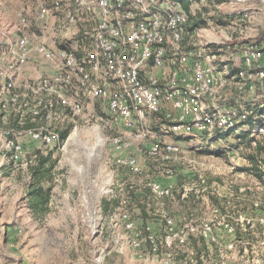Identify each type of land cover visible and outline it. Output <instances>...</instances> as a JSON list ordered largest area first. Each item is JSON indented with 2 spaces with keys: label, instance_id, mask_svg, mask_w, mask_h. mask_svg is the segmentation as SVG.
<instances>
[{
  "label": "rangeland",
  "instance_id": "rangeland-1",
  "mask_svg": "<svg viewBox=\"0 0 264 264\" xmlns=\"http://www.w3.org/2000/svg\"><path fill=\"white\" fill-rule=\"evenodd\" d=\"M263 1L190 0L188 28L254 40L264 33ZM21 2L30 21L37 0ZM50 17L46 41L74 36L59 15ZM6 29L17 34L13 9L0 11ZM23 31L39 35L32 24ZM163 122L151 115L127 130L89 102L79 117L52 122L66 137L37 151L54 162L45 212L29 206L30 166H0V264H264V166L261 181L244 171L249 142L223 133L201 147L186 144L165 135ZM130 191L137 201L126 198Z\"/></svg>",
  "mask_w": 264,
  "mask_h": 264
},
{
  "label": "built area",
  "instance_id": "built-area-1",
  "mask_svg": "<svg viewBox=\"0 0 264 264\" xmlns=\"http://www.w3.org/2000/svg\"><path fill=\"white\" fill-rule=\"evenodd\" d=\"M10 1L0 0L3 14L12 11ZM45 1L37 0L30 21L24 7L13 9L17 34H4L0 45L5 162L21 168L35 164L41 147L62 141L51 123L79 117L88 102L127 130L159 114L167 122L164 134L186 144L201 147L225 133L264 153L262 33L254 40L240 33L235 41L233 32L221 35L223 40L200 36L188 29L184 0H73L74 9L68 0L52 1L51 8ZM52 13L73 30L72 38L46 41ZM55 21L61 27L62 21ZM30 24L39 35L23 31ZM194 35L198 39L191 42ZM34 60L49 72L24 80ZM31 124L37 126L28 128ZM164 149L176 148L165 144Z\"/></svg>",
  "mask_w": 264,
  "mask_h": 264
},
{
  "label": "trees",
  "instance_id": "trees-1",
  "mask_svg": "<svg viewBox=\"0 0 264 264\" xmlns=\"http://www.w3.org/2000/svg\"><path fill=\"white\" fill-rule=\"evenodd\" d=\"M189 5H190V0H184L182 2L183 9L186 12H188ZM192 27H197L196 23L191 25V27H189L188 29L192 30L193 29ZM162 124H166V123L163 122ZM152 130L154 132L160 133L159 129L155 127L152 128ZM60 137L62 140L65 139L66 132L61 133ZM178 140H180L179 137ZM241 140H246V139H241ZM246 147L251 151V147L249 144H247ZM261 154H262L261 148H257L256 150H252L250 153H247L245 155V159L247 160L249 167L247 169H244L245 172H247L255 179L260 181L262 180L261 167L264 166V160L258 159ZM50 156H51L50 154H48L47 156H39L36 163L33 166L29 167V189H28L29 206L35 212H39V211L45 212L46 211L45 206L49 200V188L47 187V184H49L52 180V170L54 165V162L51 160ZM126 190L128 189L126 188ZM189 195L191 196L192 194ZM127 196L136 199L137 201V197H135L133 191L127 192L126 198H128ZM119 198L120 197L116 198L112 202L105 200L103 202L102 208L106 210L110 204L118 205ZM163 198L166 199V197ZM176 199L177 200L180 199L179 194L176 195ZM140 208L144 212L143 206H140ZM194 258L196 259V257Z\"/></svg>",
  "mask_w": 264,
  "mask_h": 264
},
{
  "label": "crops",
  "instance_id": "crops-1",
  "mask_svg": "<svg viewBox=\"0 0 264 264\" xmlns=\"http://www.w3.org/2000/svg\"><path fill=\"white\" fill-rule=\"evenodd\" d=\"M22 4L21 0H11L10 1V5L12 7V9L14 10H18L20 9L21 7H24L26 4ZM29 6L31 5L30 3H28ZM33 5V4H32ZM25 9V8H24ZM52 22V21H51ZM51 22L49 25H51ZM54 25H56V21H54ZM58 27V26H57ZM8 33V30H2L0 31V40H4V34ZM54 34V33H52ZM42 71H45L46 72H49V69L47 67V65L43 64L42 62H38L36 60H34L32 63H30L29 65H27L26 69H25V74L23 76V79L24 80H33L35 79L37 76H39L40 74H42L43 72ZM0 161H2V163L0 164V166L4 167L5 166V160H3L0 156Z\"/></svg>",
  "mask_w": 264,
  "mask_h": 264
},
{
  "label": "water",
  "instance_id": "water-1",
  "mask_svg": "<svg viewBox=\"0 0 264 264\" xmlns=\"http://www.w3.org/2000/svg\"><path fill=\"white\" fill-rule=\"evenodd\" d=\"M263 3H264V1H263Z\"/></svg>",
  "mask_w": 264,
  "mask_h": 264
}]
</instances>
